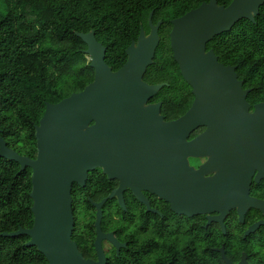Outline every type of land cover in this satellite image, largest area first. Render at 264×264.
Here are the masks:
<instances>
[{"label":"water","instance_id":"95a60500","mask_svg":"<svg viewBox=\"0 0 264 264\" xmlns=\"http://www.w3.org/2000/svg\"><path fill=\"white\" fill-rule=\"evenodd\" d=\"M263 6L264 0H233L227 7L212 0L173 21L171 43L176 60L196 97L190 112L173 123L164 122L160 105L145 107L162 89L143 81L154 64L160 41L159 23L152 25V13L148 18L149 34L140 29L137 42H131L125 50L126 65L118 72L106 65L107 48L97 40L95 31L77 33L88 47L85 52L95 72L93 83L57 103L45 104L34 132L35 158L18 154L0 135V158L17 162L22 171H32L30 197L34 215L32 228L4 236L27 235V245L37 247L48 264H103L101 253L97 261L87 259L73 240L75 184L86 188L90 172L97 168H104L110 179L122 173L133 179L150 178V167L164 170L158 163L162 158L153 159V153L148 152L149 158L141 160L138 149H162L167 144L166 148L173 149V177L192 178L199 186L202 174L189 166L188 156L197 155L200 139L187 138L200 125L208 127L206 138L219 133L223 139H235L236 145L247 146L254 137V123L264 124V104L250 113L246 100L250 90L243 89L244 81L238 78L237 67L220 64L215 53H207L206 48L215 36L230 31L239 21L255 22ZM111 155L118 156L114 163L121 162L119 156H123L121 168H105L106 156ZM203 193L217 196L207 190ZM104 204L102 201L94 205L98 211V232ZM224 204L222 200H204V210L209 205L225 210ZM99 240L96 246L100 250Z\"/></svg>","mask_w":264,"mask_h":264},{"label":"flooded vegetation","instance_id":"af4514ba","mask_svg":"<svg viewBox=\"0 0 264 264\" xmlns=\"http://www.w3.org/2000/svg\"><path fill=\"white\" fill-rule=\"evenodd\" d=\"M185 15L169 19L164 28L161 19L152 22L153 26L159 23L160 41L154 64L148 68L143 81L162 89L145 107L160 105L165 123L185 117L196 100L171 43L173 21ZM147 27V31L142 28L145 35L150 32L148 21ZM216 38L207 43L206 51H213L218 58L214 49ZM137 39L132 42L136 43ZM162 41L166 46L163 59L158 53ZM158 62L166 67L165 73L160 72ZM187 87L194 96L191 101L187 99ZM243 89L250 90L246 100L249 112L253 113L257 105L264 104V99H250L252 89L245 86ZM261 126L263 130H259ZM207 129L206 125H200L187 138L188 141L200 139L197 155L188 156L189 166L202 174L199 186L192 178L173 177V149L166 148L167 144L162 149H138L141 160L149 158L148 152L153 153V159L162 158L158 163L164 170L155 165L150 167V178L133 179L122 173L110 179L104 168H97L90 172L86 188L74 185L73 198L79 189L89 187L85 199L92 208L74 210L73 240L85 258L97 261L101 253L103 264H264V124L254 123V137L248 140L247 146L236 145L235 139H223L219 133L206 138ZM117 158L106 156L105 168H121L123 156H119L121 162L114 163ZM204 181L209 185L204 186ZM204 190L217 196L204 194ZM204 200H222L225 210H217L212 205L204 210ZM102 201L105 204L98 232V211L94 205ZM98 238L100 250L96 246Z\"/></svg>","mask_w":264,"mask_h":264},{"label":"trees","instance_id":"16d2710c","mask_svg":"<svg viewBox=\"0 0 264 264\" xmlns=\"http://www.w3.org/2000/svg\"><path fill=\"white\" fill-rule=\"evenodd\" d=\"M210 1L0 0L1 137L18 154L35 158L34 132L45 104L57 103L93 83L88 47L77 33L95 31L107 48L106 65L118 72L126 61V48L141 28L147 31L150 13L152 22L161 19L164 28L169 19ZM218 2L229 6L233 0ZM216 40L219 61L237 67L238 78L252 89L250 99L263 100L264 6L255 22L243 19ZM165 49L162 41L161 59ZM157 67L165 73L162 63ZM191 91L187 87L190 101ZM31 176V169L22 171L17 162L0 158V264H48L37 247L27 245V235L4 236L33 227ZM88 188L74 193L75 211L92 208L85 199Z\"/></svg>","mask_w":264,"mask_h":264}]
</instances>
